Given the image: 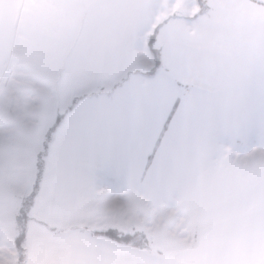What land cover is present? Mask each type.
<instances>
[{
    "label": "crops",
    "instance_id": "crops-1",
    "mask_svg": "<svg viewBox=\"0 0 264 264\" xmlns=\"http://www.w3.org/2000/svg\"><path fill=\"white\" fill-rule=\"evenodd\" d=\"M138 1L0 0V73L14 57L24 78L27 58V73L56 79L58 49L77 43L63 67L65 124L47 150L24 264H264V0H180L163 14L162 2L132 7ZM126 10L137 18L128 17L132 33L110 18ZM153 34L161 68L145 78ZM127 75L112 95L70 109ZM52 98L38 94L41 120L25 140L31 185L33 142L43 143L59 111ZM252 138L257 148L233 150ZM6 186L0 178V228L14 238ZM140 202L149 210L134 226L126 218ZM110 230L140 233L143 245L111 240Z\"/></svg>",
    "mask_w": 264,
    "mask_h": 264
},
{
    "label": "rangeland",
    "instance_id": "rangeland-1",
    "mask_svg": "<svg viewBox=\"0 0 264 264\" xmlns=\"http://www.w3.org/2000/svg\"><path fill=\"white\" fill-rule=\"evenodd\" d=\"M132 0H118L123 5H120L119 8L130 7L129 2ZM158 3L162 2L163 7L157 4L156 12L163 14L164 12L174 11L180 0H156ZM188 0H182L183 4ZM198 2V1H197ZM132 7L138 9H143L146 0H140L138 2H132ZM82 5V4H79ZM78 6V5H76ZM75 6V7H76ZM182 10H184L182 8ZM118 14V13H117ZM122 16L110 17L111 19H123V29L128 33H132V29L129 26V19L132 22L137 21V18L133 17L132 10H126L122 13H119ZM22 17V16H21ZM129 17V19H128ZM135 27H138L136 24ZM123 30V35L125 37V42L127 41V32ZM76 42L69 44L66 49L59 48L57 54L55 55L57 65L59 66V71L56 73V79H50L46 76H50L51 73L38 75L36 73H27L28 70H34V66L31 67L29 60L26 58V63L24 66H21L26 70L24 78H17V72L14 70L19 68L14 57H9L7 62L1 67L0 73V178L4 179L7 184V190L14 195L15 206H20L23 196L28 195L32 191L31 177L27 175L23 168L26 167L23 163L22 158H25L24 155V145H26L25 140L27 139L28 132L34 127L38 126V122L41 120L40 117H37L38 110V94L43 91H49L51 95L54 107L56 106V113L62 112L68 101L61 102L60 95L61 93L67 91L66 87L70 84L69 80L65 78V70L67 59L70 60L72 57H76L77 53L73 52ZM78 50V49H77ZM93 51H91V54ZM27 66V67H26ZM38 67V65H37ZM61 69V70H60ZM63 71V72H62ZM60 72V73H59ZM62 72V73H61ZM14 75V78H12ZM27 76V78H26ZM29 77V78H28ZM62 96V95H61ZM63 97V96H62ZM71 98V97H70ZM86 102V100H85ZM82 102V103H85ZM80 103V104H82ZM79 105V104H78ZM77 105V106H78ZM37 122V123H36ZM65 124L62 122L57 132ZM38 130V129H37ZM56 132V134H57ZM56 134L54 137H56ZM37 137H35V140ZM33 140V139H32ZM250 142L247 143H236L233 145V150L238 152H245L251 150L250 147H258L257 138L250 139ZM35 146L38 147L37 152L39 153L42 148V142L39 145H36V142H33ZM36 152V154H38ZM37 155H35V160ZM26 160V159H25ZM27 163V162H26ZM23 167V168H22ZM28 176V178H26ZM36 200V199H35ZM35 204V202H34ZM35 206V205H33ZM33 208L30 210V216L33 217ZM148 208L146 205L140 202V206L135 212L132 211L130 217L126 219L131 221L132 225L135 226L136 222H139L147 216ZM17 214V213H16ZM15 214V215H16ZM155 214H159L155 212ZM137 215V217H136ZM162 215L161 213L159 214ZM118 220L120 218H117ZM33 222V221H32ZM15 236V234H14ZM0 264H18V254L16 247L13 243V237H6L2 229L0 228Z\"/></svg>",
    "mask_w": 264,
    "mask_h": 264
},
{
    "label": "trees",
    "instance_id": "trees-1",
    "mask_svg": "<svg viewBox=\"0 0 264 264\" xmlns=\"http://www.w3.org/2000/svg\"><path fill=\"white\" fill-rule=\"evenodd\" d=\"M199 3L201 0H197ZM201 4V3H200ZM155 43V34H153L149 39L147 43L148 52L149 55L152 57V60L154 62V66L152 69L148 70L147 73L141 75L145 78H151L153 75L157 73V71L161 68V58L159 51L154 47ZM130 75H127L124 79L121 80L120 83L114 85L109 90L100 89L96 91L95 93H92L91 95H85L80 98L75 99V101L70 106V109H74L78 104L82 103L85 100H91L95 98H99L103 95H112L117 88L123 86L128 80H130ZM64 113H57L55 116V120L51 128L46 133L42 148L40 152L37 154L36 159V174L35 179L32 185V191L30 194L23 196V200L20 203V206L18 207L17 214L15 215V236L13 238V243L16 247V251L18 254V264H24L23 258H24V241L26 237V232L28 228V224L31 222L32 217L30 216V210L34 205L35 199L37 197V193L39 192V186L41 181V175L44 171L45 167V158L47 156V150L49 147V144L52 140V137L54 133L56 132L59 125L62 123ZM37 223L44 227L46 230L54 232V230L49 227L44 222L37 221ZM118 231L110 230L106 231V237L110 238L111 240L122 242L124 244L130 243L132 245H143V239L142 235L140 233H134V234H121L118 235ZM142 243V244H141Z\"/></svg>",
    "mask_w": 264,
    "mask_h": 264
}]
</instances>
